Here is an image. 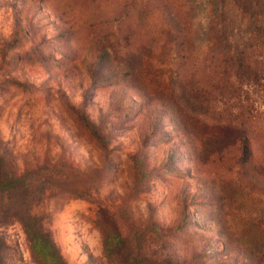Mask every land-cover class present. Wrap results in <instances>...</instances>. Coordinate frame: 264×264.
<instances>
[{"label": "rangeland", "instance_id": "rangeland-1", "mask_svg": "<svg viewBox=\"0 0 264 264\" xmlns=\"http://www.w3.org/2000/svg\"><path fill=\"white\" fill-rule=\"evenodd\" d=\"M0 161L99 171L38 209L66 264H122L116 228L141 262L264 264V0H0Z\"/></svg>", "mask_w": 264, "mask_h": 264}, {"label": "trees", "instance_id": "trees-1", "mask_svg": "<svg viewBox=\"0 0 264 264\" xmlns=\"http://www.w3.org/2000/svg\"><path fill=\"white\" fill-rule=\"evenodd\" d=\"M229 2L230 0H221L222 8ZM253 7H255L254 2L250 4V10ZM222 11L221 9L220 13ZM220 17L224 22L226 17L222 15ZM220 28L224 32L227 26L222 25ZM254 28V32H262V26H254ZM85 118L84 116L85 127L91 135L100 143L107 142L105 140L107 136H101L100 130ZM240 150L242 160L247 159L249 146L246 141ZM57 164L55 163V166ZM98 172L97 169L82 171L75 168L73 170L71 167H61L42 176H38L35 172L16 174L8 170L0 161V225L16 221L23 226L30 243L33 259L37 264H66L46 231L45 219L38 212V209L41 208L46 196L48 197L50 193H53V185L58 188L64 187L70 199L85 196L96 185L95 179L98 177L96 174ZM128 241L130 239L124 238L118 228L114 230L113 234H106L104 246L107 256L111 257L113 254L121 253V250H128L121 262L122 264H159L157 263L159 260H154L147 254L143 255L141 262L137 252L130 249ZM5 261V245L0 239V264H5ZM162 264L172 263L171 260H163Z\"/></svg>", "mask_w": 264, "mask_h": 264}]
</instances>
